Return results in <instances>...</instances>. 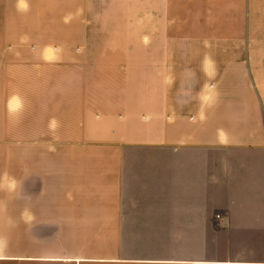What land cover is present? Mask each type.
Masks as SVG:
<instances>
[{"label":"crops","instance_id":"obj_1","mask_svg":"<svg viewBox=\"0 0 264 264\" xmlns=\"http://www.w3.org/2000/svg\"><path fill=\"white\" fill-rule=\"evenodd\" d=\"M0 237V264H264V0H0Z\"/></svg>","mask_w":264,"mask_h":264},{"label":"clouds","instance_id":"obj_2","mask_svg":"<svg viewBox=\"0 0 264 264\" xmlns=\"http://www.w3.org/2000/svg\"><path fill=\"white\" fill-rule=\"evenodd\" d=\"M208 102L212 101L211 95L205 98ZM25 109V102L18 94H14L9 98L8 103V115L10 120L17 119ZM7 242L3 237H0V255L3 254L6 248Z\"/></svg>","mask_w":264,"mask_h":264}]
</instances>
